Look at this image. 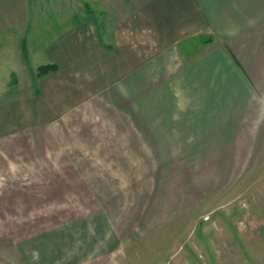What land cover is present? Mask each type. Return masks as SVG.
Instances as JSON below:
<instances>
[{
	"label": "crops",
	"instance_id": "1",
	"mask_svg": "<svg viewBox=\"0 0 264 264\" xmlns=\"http://www.w3.org/2000/svg\"><path fill=\"white\" fill-rule=\"evenodd\" d=\"M47 63L56 67L37 75ZM118 92L108 133L58 137ZM161 157L186 172H235L236 186L264 173L241 165L264 158V0H0V264H190L205 245L163 238L194 232L176 222L218 184L162 182ZM19 168L103 175L53 185L19 181ZM57 188L81 207L69 217L34 193L11 195Z\"/></svg>",
	"mask_w": 264,
	"mask_h": 264
},
{
	"label": "rangeland",
	"instance_id": "2",
	"mask_svg": "<svg viewBox=\"0 0 264 264\" xmlns=\"http://www.w3.org/2000/svg\"><path fill=\"white\" fill-rule=\"evenodd\" d=\"M31 76L20 77L21 82H27ZM25 86V85H24ZM122 92L108 94L104 99H99L93 102L91 105L82 108L80 115L75 116L73 120H77V126H73L72 129H67L65 125H58L56 133L58 137H64L67 133L82 132L85 136H91L98 133H108L109 127L107 126V116L121 113L122 110L113 109L112 105L118 104L122 101ZM121 116V114L119 115ZM74 122V121H73ZM105 122L104 125L100 124ZM80 124V125H78ZM111 128V126H110ZM77 129V130H76ZM54 137V135H53ZM71 142V141H70ZM75 143V141H73ZM65 145V142H62ZM73 143V144H74ZM147 145L155 146V142H147ZM163 164L158 166V172L162 176V182L171 178L173 187L180 188L189 187L192 184L197 186L204 185L205 187H211L218 184V187L212 190L210 194L209 204H202V201L197 202L188 211H186L187 217H182L177 223V228L182 231L192 229L194 232L183 234L180 237H164L163 243L178 242L179 244H193L200 243L205 245L198 247L196 251H192L189 255L193 257V261L190 264H264V173L250 172L244 174V177L239 178L242 182L241 186L235 185V172L225 173H193L182 171L187 169V166H179L177 168L174 163L167 165L168 159H175L173 157H161ZM207 160L208 164L212 163L211 158H201ZM232 159V164H234ZM241 158H236V161ZM246 158L241 159V165L243 164H260L264 167V158H252L245 162ZM200 158H196L198 162ZM63 164V163H61ZM190 169L197 168V165L193 166L191 163ZM239 164V163H238ZM64 165V164H63ZM83 168H86L85 166ZM209 168V166L207 167ZM229 168V167H228ZM234 168L239 169L238 165H234ZM22 168H19L17 176H20V180H33L39 178L41 180L53 181L51 184L58 185L64 181H76L80 183L91 184V180L96 182L102 181L101 173L91 174H70L72 178H66L64 172H53L51 168L50 174L45 173H30L21 172ZM27 169V168H26ZM34 169V168H33ZM235 169V170H237ZM83 176V177H82ZM188 178L187 180H185ZM15 179V178H13ZM38 180V179H37ZM40 180V181H41ZM170 182V179H169ZM6 191V190H0ZM14 194L11 195H23V192L34 193L35 195L49 199L52 203L51 209L53 212H66V216H70V213H75L74 209L80 207V205L74 204L73 200L68 198H59L62 194L61 190L49 189V190H13ZM68 194L73 195V190H62ZM99 190L84 189L82 192L86 195L96 194ZM18 192V193H16ZM30 193V196L32 194ZM60 193V194H59ZM99 191V195H100ZM61 197V196H60ZM69 197V196H68ZM59 199H62L59 201ZM68 201L71 204L62 203V201ZM59 201V202H58ZM75 205V206H74ZM99 206V203L97 204ZM63 220H52L50 224H58ZM48 223L46 221H35L36 226L40 224ZM175 223V225H176ZM171 227V226H170ZM169 227V228H170ZM182 240V241H181ZM209 242V243H208ZM208 243V244H207ZM210 247H209V246ZM185 255V253H179V256ZM163 264H177L176 260L170 259Z\"/></svg>",
	"mask_w": 264,
	"mask_h": 264
},
{
	"label": "trees",
	"instance_id": "3",
	"mask_svg": "<svg viewBox=\"0 0 264 264\" xmlns=\"http://www.w3.org/2000/svg\"><path fill=\"white\" fill-rule=\"evenodd\" d=\"M55 67L56 66L53 63L42 64L37 67V75H42L50 70H53Z\"/></svg>",
	"mask_w": 264,
	"mask_h": 264
}]
</instances>
